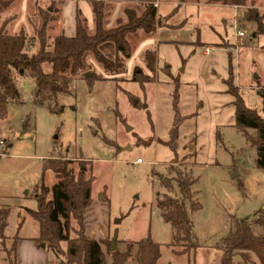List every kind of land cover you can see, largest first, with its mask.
<instances>
[{
    "label": "rangeland",
    "instance_id": "374dc122",
    "mask_svg": "<svg viewBox=\"0 0 264 264\" xmlns=\"http://www.w3.org/2000/svg\"><path fill=\"white\" fill-rule=\"evenodd\" d=\"M147 1L104 0L103 27L108 29L118 21L124 22L126 9L140 15ZM219 2L224 3L155 0L161 23L164 18L165 23H159L150 37L142 30L127 35L129 58L111 45L102 48V55L113 64L118 59L119 67L107 68L88 55L83 73L89 72L95 80L88 82L79 73L75 95L59 96L55 110L34 101L36 86L31 77L15 76L20 103L9 102L6 117L0 120V139L4 141L0 150V210H7L0 232V264H13L11 246L16 236L38 233L37 221L31 216L23 217V206L34 209L35 194L42 186L50 187L57 181L59 173L44 168L48 158L65 162L66 172L75 176L80 169L86 170V178L92 176V202L97 204L106 195L109 225L112 234L118 237L116 244L125 235L135 241L149 236L161 243L160 264L165 263L171 229L159 214L156 197L165 191L162 181L167 167L193 163L192 158L183 159L192 152L194 143L187 148L184 145L194 137L195 118H184L175 132L172 79L166 81L163 72L151 73L147 69L144 49H153L157 54L159 42L173 41V47L166 43L160 48L159 61L174 64L178 57L181 62L177 76H196V66L197 75L201 71L199 58L193 52L196 43L214 47L224 40L231 49V66L244 103L264 115V97L252 79L257 75L259 85L264 87V34L254 37L255 24L247 19L251 10L250 14L264 18V0L226 2L235 8L216 4ZM78 4L84 9L83 16L92 33L94 24L88 0H0V21L5 22L7 33L23 31L31 39L27 51L31 54L39 47L35 32L44 21L49 38L60 32L74 34ZM237 30L245 33L244 41L238 40ZM191 63L195 67L189 71ZM185 65L188 69L183 72ZM215 70L222 79L223 75ZM135 71L148 75L152 82L142 85L130 80ZM248 82L250 86H246ZM193 94L195 87H181L178 107L182 116L195 112ZM128 95L134 97L135 103ZM248 133L253 134L254 130L248 129ZM218 136L216 154L210 156L201 151L192 168L196 181L191 193L198 199L200 209L189 213L197 244L190 264H219L222 254L219 244L229 239L241 223H252L264 212V169L256 165L255 146L236 126H221ZM174 187L178 194L176 184ZM70 223L75 225L73 220ZM254 232L259 234L262 229L255 226ZM73 236L70 232V237ZM61 244L63 248L66 246L65 242ZM44 251L49 254L48 264H62L50 250ZM232 264L263 263L246 251L235 255Z\"/></svg>",
    "mask_w": 264,
    "mask_h": 264
},
{
    "label": "trees",
    "instance_id": "16d2710c",
    "mask_svg": "<svg viewBox=\"0 0 264 264\" xmlns=\"http://www.w3.org/2000/svg\"><path fill=\"white\" fill-rule=\"evenodd\" d=\"M155 0L147 1L145 9L140 15L131 9L125 10L126 20L118 21L112 28L103 27V4L104 0H88L91 5L93 32L90 33L86 25V18L79 7L75 11V32L68 36L63 32L49 38L46 35L45 21L41 28L36 29L39 47L36 52L28 54L31 39L23 32L7 33L5 22L0 21V120L6 117L9 102L20 103V94L15 83L16 75L31 77L36 86L34 101L47 104L49 109L55 110L56 101L59 96L75 95L76 77L82 73L86 81L91 82L95 78L85 77L83 71L86 69V58L93 56L98 62L107 68L113 65H121L118 59L109 62L101 49L107 45L114 47L115 51L121 53L125 58L130 57L127 35L142 30L148 37L155 34L156 26L161 23L162 18L156 15ZM231 0H223L224 3ZM48 13V12H47ZM248 13V12H247ZM249 11L247 19L255 24L254 36L264 34V18L262 15ZM165 20V18H164ZM49 38V39H48ZM143 59L147 69L154 73L159 70L172 79L174 85L172 110L174 112L173 128L178 130L179 124L187 116L179 112L180 82L177 74L172 75L170 66L164 63L161 68L157 65L156 51L145 48ZM230 61V60H229ZM114 70V69H111ZM132 81L140 84L151 83L152 78L144 75L141 71H135L131 77ZM258 93L264 97V87L259 85L256 78ZM226 92L233 97L235 125L240 128L246 138L255 146L257 151L256 165L264 169V115L256 108L247 106L240 93V88L234 83L233 69L229 62V73L223 79ZM130 101L134 97L128 95ZM196 111L192 114L195 116ZM248 129L254 130L253 134ZM194 143L192 140L185 143L187 148ZM177 156V155H176ZM175 156V157H176ZM195 151L187 154L183 160L193 159V163H182L176 168L167 167L166 176L162 185L164 193L156 197V206L163 221L169 224L171 229V240L167 247H171L175 254L186 255L187 264L194 261L197 248L195 237L192 232V222L189 213L200 209L198 199L191 193V187L196 179L192 175ZM44 168H51L57 175V181L50 187L42 186L41 190L34 196L36 207L27 209L28 214L37 221V241L44 243L54 258L59 259L62 264H107L105 254L101 250V244L107 246V252L111 256L112 264H125L129 258L127 252L110 249L108 239L98 241L89 238L85 233L84 211L91 204V182L92 176L85 177L86 170L80 169L75 176L67 172L65 162L45 160ZM176 184L178 194L175 193ZM50 195V198L47 196ZM7 210H0V232L5 226ZM75 225L72 226L70 221ZM258 226L262 232L256 234L254 227ZM73 232V237H70ZM62 242L66 243L63 248ZM133 244L138 247V264H157L161 255V244L153 241L149 236L134 242H127V251ZM178 248L175 250L173 248ZM221 257L219 264H232L235 255H242L246 251L252 252L256 258L264 264V212L259 214L252 223H241L237 231L229 239L219 244ZM14 250V242L11 246ZM9 258L11 256L9 255Z\"/></svg>",
    "mask_w": 264,
    "mask_h": 264
},
{
    "label": "crops",
    "instance_id": "0c3cea01",
    "mask_svg": "<svg viewBox=\"0 0 264 264\" xmlns=\"http://www.w3.org/2000/svg\"><path fill=\"white\" fill-rule=\"evenodd\" d=\"M85 5H88L86 1H83ZM221 4L223 6H232L235 8V5H230L226 3H216ZM83 14V10L81 5H77ZM92 13V11H91ZM84 15V14H83ZM158 18H162L161 14L157 13ZM165 23V20L163 21ZM163 22L161 24H163ZM160 24V25H161ZM159 26V25H158ZM156 26V28L158 27ZM75 32V31H74ZM66 34V33H65ZM68 35V34H66ZM71 36V35H68ZM254 36V34H253ZM255 37V36H254ZM240 41H244L243 39H238ZM167 43V44H166ZM173 41L169 42H159L157 48V54L160 48L164 46L163 44H171ZM176 44V43H175ZM197 47H193L194 57L199 58L198 67L201 65L200 75H197V71L199 70L196 66V76H183V74L179 75V82L182 86L187 87H195L196 94L195 95V116H192V113L185 114L187 117L195 118V134H194V145L192 146V151H195V163L197 164L196 158L198 154L203 151L207 154L215 155L216 154V145L219 140V128L221 126H234L235 125V117H234V106L232 104L233 97L226 92V85L223 82V79H226L229 73V60L232 62V54L231 49L228 47V43L224 40L215 44V46H211L208 44H204L202 42H197ZM169 46H174L173 44ZM205 47H211L212 50L209 55L204 54ZM156 54V55H157ZM230 56V57H229ZM193 57V58H194ZM174 64L168 63L167 61H159L157 56V65L159 68L163 66L164 63L169 64L170 72L172 75L176 74L177 67L181 62L177 57L175 58ZM195 67L191 63L189 71L192 70V67ZM213 68V69H212ZM223 75V78L220 79V75H216V70ZM188 67L185 65L183 68V72H186ZM212 69V70H211ZM233 69V67H232ZM234 72V70H233ZM192 73V72H190ZM234 75V83L239 86V82H237V77ZM263 75V74H262ZM166 81L169 80V77L166 76ZM252 79H256L253 77ZM250 86V82L248 85ZM198 149V151H197ZM138 159V158H137ZM136 159V161H137ZM234 175H237L235 172ZM28 207L23 206V217L30 216L27 212ZM33 209V208H30ZM109 209L107 207L106 195L103 196V199L98 201L97 204H94L91 199V204L84 211V226L86 235L98 241H103L104 239H108L110 242L113 237L112 229L109 225ZM37 234H33L32 236H16V240L14 242V253H13V264H48L49 262V254L44 251L46 247H42L37 241ZM116 240L118 237L116 236ZM117 242L116 248L120 252H127L129 254V258L125 264H138L137 263V245L133 244L131 249L127 251V242H134L130 236L125 235L119 239ZM161 244V243H160ZM106 244H101V250L105 254L107 264H112L111 256L106 252ZM178 250V248H173ZM167 251V259L164 264H187L186 255H177L174 253L171 247H166ZM162 254L160 255L157 264H160V259Z\"/></svg>",
    "mask_w": 264,
    "mask_h": 264
},
{
    "label": "water",
    "instance_id": "95a60500",
    "mask_svg": "<svg viewBox=\"0 0 264 264\" xmlns=\"http://www.w3.org/2000/svg\"><path fill=\"white\" fill-rule=\"evenodd\" d=\"M90 75H91V74H90L89 72H85V73H84V76H85V77H89ZM254 77L257 78V75H254ZM144 107H145V106H144ZM126 129L129 130L130 127H129V126H126ZM65 175H67V172L65 173ZM119 221H120V220H116L115 222L118 223ZM109 244H110V249H112V250L117 249V248H116V235H113V237L111 238ZM40 245H41L42 247L45 246L44 243H41Z\"/></svg>",
    "mask_w": 264,
    "mask_h": 264
},
{
    "label": "built area",
    "instance_id": "2783aa9c",
    "mask_svg": "<svg viewBox=\"0 0 264 264\" xmlns=\"http://www.w3.org/2000/svg\"><path fill=\"white\" fill-rule=\"evenodd\" d=\"M244 35H245V33L242 30H237L236 31V36H237L238 39H243ZM211 50H212L211 47H205L204 54L209 55ZM3 145H4V141L0 139V150L3 147ZM137 162H140V159H137Z\"/></svg>",
    "mask_w": 264,
    "mask_h": 264
}]
</instances>
